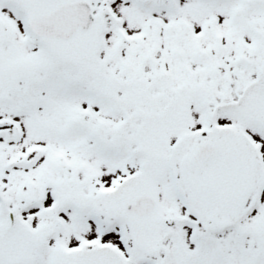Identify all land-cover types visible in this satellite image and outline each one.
Listing matches in <instances>:
<instances>
[{
  "label": "snow or ice",
  "instance_id": "obj_1",
  "mask_svg": "<svg viewBox=\"0 0 264 264\" xmlns=\"http://www.w3.org/2000/svg\"><path fill=\"white\" fill-rule=\"evenodd\" d=\"M0 264H264V0H0Z\"/></svg>",
  "mask_w": 264,
  "mask_h": 264
}]
</instances>
